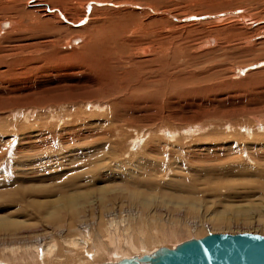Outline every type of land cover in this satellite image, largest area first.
<instances>
[{
	"label": "rangeland",
	"instance_id": "obj_1",
	"mask_svg": "<svg viewBox=\"0 0 264 264\" xmlns=\"http://www.w3.org/2000/svg\"><path fill=\"white\" fill-rule=\"evenodd\" d=\"M92 1L0 0V264L264 236V0Z\"/></svg>",
	"mask_w": 264,
	"mask_h": 264
},
{
	"label": "water",
	"instance_id": "obj_2",
	"mask_svg": "<svg viewBox=\"0 0 264 264\" xmlns=\"http://www.w3.org/2000/svg\"><path fill=\"white\" fill-rule=\"evenodd\" d=\"M115 264H264V236L251 233L208 234L160 249L149 256Z\"/></svg>",
	"mask_w": 264,
	"mask_h": 264
},
{
	"label": "bare ground",
	"instance_id": "obj_3",
	"mask_svg": "<svg viewBox=\"0 0 264 264\" xmlns=\"http://www.w3.org/2000/svg\"><path fill=\"white\" fill-rule=\"evenodd\" d=\"M91 1H92V0H91ZM95 1H97V0H95ZM76 2H77V1H76ZM84 2H85V1H84ZM88 2H89V1H88ZM92 2H93V1H92ZM95 3H97V2H95ZM88 4H89V3H88ZM93 4H94V3H93ZM97 4H99V3H97ZM107 4H108V3H107ZM95 5H96V4H95ZM83 6H85L86 8H87V7H88V8H91V7H89V5H85V4H83ZM90 6H91V5H90ZM237 15H238V14H237ZM242 16H243V15H240V17H239V16H238V17H239V18L245 23L247 19H246V17H245L246 20L243 19L244 17H242ZM224 17H225V15H224ZM218 18L221 19V18H223V17H222V16H218ZM55 22H56V21H55ZM246 24H247V23H246ZM248 24H249V23H248ZM0 27H1V24H0ZM6 27H7V24L5 23V24L2 25L1 28H2V29H3V28L5 29ZM263 36H264V32H263ZM73 37H74V36H73ZM89 38H90V37H89ZM77 41H78L77 39H74V40H73L74 43L77 42ZM213 42H214V41H211V40L208 41L209 44H212ZM75 200H78V199L76 198ZM68 201L70 202V200H68ZM76 202H77V201H76Z\"/></svg>",
	"mask_w": 264,
	"mask_h": 264
}]
</instances>
